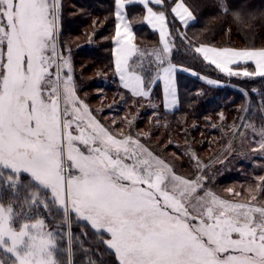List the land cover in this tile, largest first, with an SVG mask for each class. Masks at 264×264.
I'll list each match as a JSON object with an SVG mask.
<instances>
[{"label":"snow or ice","instance_id":"obj_1","mask_svg":"<svg viewBox=\"0 0 264 264\" xmlns=\"http://www.w3.org/2000/svg\"><path fill=\"white\" fill-rule=\"evenodd\" d=\"M133 2L115 0V73L123 89L153 109L151 85L162 80L164 107L172 108L176 73L188 69L172 62L179 49L167 14L154 10L165 0H138L146 9L143 20L159 31L160 46L151 50L135 43L123 12ZM209 6L230 15L238 31L264 20V11L248 10V0L238 6L210 0ZM63 7V0H0V264H74V248L86 255L93 250L72 232L73 223L90 226L104 245L86 264H106L104 255L115 264H264V175L254 177L255 189L228 187L221 195L206 187L204 172L227 157L206 164L188 147L185 155L197 173L189 178L142 142L150 131L132 132L135 116L124 118L127 132L115 129L116 120L101 122L94 113L103 109H92L78 95L71 47L61 41ZM171 12L185 27L197 21L185 0ZM177 35L186 52L229 77H264V46L217 47L186 32ZM261 112L264 119V107ZM241 119L245 123L232 125L233 137L246 139L240 128L251 130L259 137L251 152L264 155V125L257 129Z\"/></svg>","mask_w":264,"mask_h":264},{"label":"trees","instance_id":"obj_2","mask_svg":"<svg viewBox=\"0 0 264 264\" xmlns=\"http://www.w3.org/2000/svg\"><path fill=\"white\" fill-rule=\"evenodd\" d=\"M174 1L165 0V7L157 6V8L166 12L169 31L172 33L179 49V52L174 55L172 62L184 69H188V71L181 70L176 74L179 106L172 112H165L162 109V93L159 80L151 85V100H157L156 109L160 110L159 113L161 111L165 113L168 124L160 132H158L157 127L154 129L148 128V130H151L153 137L157 135L156 138L164 139L165 137L170 139L171 136H177L176 134L180 130L177 128L181 126L182 121L187 119L189 121L187 128H190V132L194 133L195 130L200 131L201 129L207 134L204 135V141H202V135L201 138H198L197 143L195 142L196 149L201 150L208 138L207 144L211 145L210 148L214 149L218 155H223L231 141L232 152L228 155L229 158L225 159V163L212 167L213 170L210 172H208L209 169L205 170L204 173H207L209 178L206 186L210 185L212 180L215 184L223 182L245 184L248 182L254 185L256 183L254 177L264 175V159L258 156V153L245 150L244 144L238 141L240 136L237 134L235 138L233 137L232 125L245 123V120H242L241 117H245L247 122L255 124L257 129L264 125V119L261 118V109L264 107V77L227 76L213 65L204 61L202 57L186 52L185 41L177 33L186 32L187 36L192 39L198 37V42L209 43L217 47H261L264 46V20L258 18L254 21L252 29L238 31L232 23L231 16L222 17L215 7L209 6L210 0H185V3L197 16L196 22L185 27L180 24L171 12V6ZM230 3L233 6H238L240 0H230ZM63 6V15L60 22L61 41L66 42L71 47V60L79 92H90V99L103 103L104 99L108 97V93L116 94L127 91L118 83L117 74L114 70L112 37L115 34V0H63ZM248 10L257 14L264 11V0H248ZM126 13L129 21L133 24L135 43L141 49L151 50L159 47L157 33L152 31L143 20L144 6L141 4L128 5ZM94 20L98 21L95 28L93 27ZM230 27L231 32L228 31ZM93 32L95 34L92 35V42L89 43L88 37ZM77 45H80V47H77ZM60 48L63 50L64 43H61ZM65 54L67 55V52ZM246 67L249 71H253L251 64L248 63ZM83 72H90V74L89 76H84ZM97 73H101V75H97ZM203 78H206L207 81H219V83L209 84L206 80L203 81ZM100 90H102V95ZM129 94L123 100L118 98L114 101L116 103L115 109L122 108L121 104L129 101L130 98H133L134 104L136 102L137 105L136 100L141 98L132 97ZM109 101L108 98L106 103ZM142 101L146 103L148 100L143 99ZM141 108H144V110L142 109L139 115H148V106ZM246 108L248 111L244 110ZM104 112L105 110L99 113L103 114ZM106 112L108 111L106 110ZM219 112L224 114L225 119L220 124L222 129L225 128L226 133L219 137L217 141H212L210 133L219 134L221 128H219L220 125L218 123L209 122L207 117ZM140 124L141 121L139 119L136 120V128L140 127ZM213 125H216L214 129L211 127ZM240 131L247 132L248 130L241 127ZM251 141L252 145L256 147L257 145L253 140ZM177 148L175 150L180 155L181 150ZM247 157L257 159L262 162V165L251 171L249 161L243 164V160ZM229 159H231V162H229ZM210 160L213 159L210 157ZM226 162H229V165H226ZM212 166L214 165L212 164ZM193 167L195 168V166ZM187 170L190 171L191 169L187 168ZM225 177H230L231 179L226 180ZM56 219L59 220L60 217H56ZM49 223L52 226V222L49 221ZM81 227H84L83 231L88 233L87 237L80 235ZM72 232L80 236L85 248L93 250V252L86 255L79 248H74V264H86L89 255L93 259H97L96 250L101 253L104 252V245L98 243V238L87 224L73 223ZM104 260L106 264H115L112 256L104 255Z\"/></svg>","mask_w":264,"mask_h":264},{"label":"rangeland","instance_id":"obj_3","mask_svg":"<svg viewBox=\"0 0 264 264\" xmlns=\"http://www.w3.org/2000/svg\"><path fill=\"white\" fill-rule=\"evenodd\" d=\"M89 74H90V72H83L84 76H86V75L89 76ZM205 80L207 81V79L203 78V81H205ZM77 86H78V84H77ZM89 93L90 92L81 93V91L79 92V89H78V95L81 98L86 97V102L90 105V107L92 109H94V110L95 109H103V111L105 110V112L103 114L94 113V114L98 115V118L101 120V122H103L107 125H111L112 121L116 120L117 123L114 126L116 130H124L126 132L128 131V125L124 120L125 117H127V119H129V120L132 119V117H134V116L136 117V119L133 123L132 129H131L133 133L149 132V131L151 132V130H148V128L154 129L156 127L155 121L157 118L160 121V126L157 127L158 132L162 131L163 128L165 127V125L168 124L165 113H162V111H161V113H159L160 110L158 111V109H156V107L154 109L151 107H148V109H149L148 115L143 114L140 116L139 112L142 111V109L144 110V108H141V107H145L149 103V101H146V103H145L144 101H142L143 99H140L141 101L136 100L137 101V105H136V102L134 104V99L130 98L129 101H126L125 103L121 104L123 106L122 108L115 109L114 106L116 105V103L114 101L118 98L121 99V96L126 97L130 92L125 91V92H119L116 94L115 93H108V95H107L108 97L104 99L103 103H99V101H95V99H90ZM130 94H129V96H131ZM87 96H88V98H87ZM108 98L110 101L108 103H106ZM151 103L157 105V100H151ZM108 105H112V108L109 109ZM101 106H102V108H101ZM152 109H153V111H152ZM106 110L108 112H106ZM153 112L157 113V117H153ZM221 113L222 112L216 113L217 115L216 114L211 115V116L209 115L207 117V120L211 123L213 122V124L218 123L220 125L219 128H221L220 123H221V121L223 122V120L225 119V118L223 120L220 119ZM138 119H139V121H141V124H140V127L136 128L135 122ZM190 122H191V120H190ZM188 123H189V121L187 119L185 121H182L181 126H179L177 128V129H180V130H178V133L176 134L177 136H175V135L171 136L170 139H166L165 137H164V139L156 138L157 135L155 137H153V133L151 132L150 139H144V140H142V142L145 143L146 145H148L151 148V150L154 151L156 154L164 157L165 159H167L169 161H174L176 164V171L178 174L184 175V176L189 177V178H194L195 175L197 174L196 168L193 167L194 161H191L190 157L185 155V153L188 150V147H191V149L196 152L198 157L206 164L209 163L210 161L216 160L217 158L224 159L225 157H227V159H228L229 158L228 155L231 154L232 150L227 148L226 152L223 155H218V153L215 152L214 149L210 148L211 145L207 144L208 138H207V142L205 141V143H206L205 146L201 150L196 149V147H197L196 143L198 141V138H201V136L203 135L202 141H204L205 140L204 135H207V134L204 133L201 129H200V131L195 130L194 133L190 132V128L189 127L187 128ZM203 127L205 128V126H203ZM211 127H212V129H214L213 126H211ZM146 128H147V130H145ZM225 133H226L225 128L224 129L221 128L219 130V134L210 133V138L212 139V141H214V140L217 141L218 138L223 136ZM246 136H247L246 139H242L241 137H239L238 141H240L239 143L244 144L243 147L245 148V150H247V152H251V149L255 148V145H252L251 140H253L254 138L259 139V137L255 136L254 133H252L250 130H248L246 132ZM169 141H172V143L169 144ZM170 145H171V147H170ZM174 147L175 148L178 147L177 149L181 150L180 155L177 153V150H175ZM184 148H185V151H184ZM176 154H178V155H176ZM258 156H261L264 159V155L258 153ZM210 157L213 160H210ZM187 160H190V161H187ZM230 160L231 159H229V162H231ZM224 161H225V159H224ZM248 161L250 162V166H251L250 170L251 171L254 169H257L259 166L262 165V162L258 161L257 159H251V157H247L246 159H244L243 164L248 163ZM229 162H226V165H229ZM219 164L220 163H213L214 166H211V168H209L208 172L213 170L212 167H215ZM182 165H184V166H182ZM187 168L191 169L192 171L187 170ZM204 175L207 176V173H204ZM225 179L230 180L231 178L225 177ZM246 183L243 184V183H236V182H230V183L223 182V183H216L215 184V182L213 183V180H212V183L206 187L212 188L217 193L226 196L227 193L224 192V189H226L228 187H235L236 190L241 191L242 188L240 186H242L241 184H243V186H245V187L251 185L252 188L255 189L256 183L254 185H252L248 182H246ZM261 199H264V195L262 196ZM81 229L84 230V227H81Z\"/></svg>","mask_w":264,"mask_h":264},{"label":"crops","instance_id":"obj_4","mask_svg":"<svg viewBox=\"0 0 264 264\" xmlns=\"http://www.w3.org/2000/svg\"><path fill=\"white\" fill-rule=\"evenodd\" d=\"M177 2V0H175L174 2H173V4H172V6H171V8L175 5V3ZM132 4H140L139 2H138V0H134V2L132 3ZM131 5V4H130ZM127 6L128 5H125V7H124V9H123V12L126 14V18L128 19V17H127V13H126V8H127ZM150 6H152V5H150ZM154 7V10L155 11H162L160 8H157V6H153ZM115 13H116V5H115ZM146 14V9L144 8V15ZM173 15H174V13H173ZM175 16V15H174ZM176 19L180 22V24L182 25V26H184L182 23H181V21L179 20V18H177L176 17ZM129 20V19H128ZM118 21H117V19H116V15H115V26H116V23H117ZM130 22V21H129ZM145 22V24L152 30V31H154L155 33H157V35H158V37H159V31H158V29H153L152 28V26L151 25H149L146 21H144ZM191 24V23H190ZM168 28H169V25H168ZM115 32H116V27H115ZM134 32V31H133ZM114 36H115V34H114ZM116 47V45H115V42H114V40H113V44H112V53H113V49ZM237 48V47H236ZM113 62H114V55H113ZM249 64H251L252 66H253V71L255 70V65L252 63V62H248ZM214 67H215V65H213ZM242 67H243V65H242ZM177 74V73H176ZM117 78H118V83L120 84V81H119V77H118V75H117ZM159 83H160V87H161V93H162V109H163V111H165V112H172V111H174L178 106H179V92H178V86H177V104L174 106V107H172V108H165L164 107V103H165V96H164V83H163V81L162 80H159ZM176 84H177V81H176ZM128 91V90H127ZM129 92V91H128Z\"/></svg>","mask_w":264,"mask_h":264}]
</instances>
